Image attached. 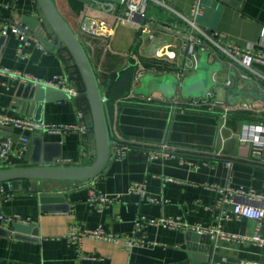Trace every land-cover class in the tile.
<instances>
[{"label": "crops", "instance_id": "0c3cea01", "mask_svg": "<svg viewBox=\"0 0 264 264\" xmlns=\"http://www.w3.org/2000/svg\"><path fill=\"white\" fill-rule=\"evenodd\" d=\"M162 1L171 9L149 6L154 35L150 38L147 34L141 36L138 26L128 22L115 26L105 37L81 32L82 24L92 19L113 23L114 17L124 11L116 0H53L84 45L101 87L107 90L115 145L129 149L119 160L110 155L103 173L92 180H29L27 189L2 195L0 264H264V246L251 240L260 224L246 218L226 219L223 215L231 214L234 206L221 202V191L226 186L264 195V163L260 160L264 154H257L255 146L241 142L240 137L245 125L264 120V102L248 104L250 111L241 109L243 104L237 105L238 110L223 128L217 114L171 111L166 105L145 102L135 94L139 85L138 62L152 66L156 50L164 45L179 52L188 26L175 12L189 17L198 0ZM198 24L209 33L217 32L220 44L250 47L256 54L264 55V0H232L225 8L211 7ZM13 26L31 30L50 42L57 41L37 0H0V145L8 138L13 141L0 169L32 162L90 165L95 159L94 146L90 133L81 128L88 127L91 119L79 102L80 93L72 97L44 86L46 91L35 100V87L39 85L28 87L29 81L22 79L26 76L51 80L64 76L77 89L69 73L68 52L64 47L56 50L47 46L27 33L28 41L23 42L11 31ZM217 61L228 65L229 73H220L216 79L233 83L236 73L241 76V84L243 68L230 67L220 56H210V63ZM253 68L264 77V64L255 62ZM251 81L259 85L260 95L264 96V84ZM214 96L226 102L224 90H218ZM5 118L22 119L36 126L28 144L21 143L23 129L2 125ZM54 124L76 126L77 130H46V126ZM163 145L173 153L152 158L153 153L162 152ZM137 183L145 185V200L133 191ZM92 190L107 197L119 196L120 202L99 211L87 201ZM148 198L160 203L148 202ZM14 216L22 220L14 222L29 226L22 229L25 236L36 233V240L9 235L14 222L7 223L5 219ZM220 216L224 219L219 222ZM143 217L179 219L182 226H148L144 235L156 245L132 250L92 239L78 246L67 239L72 225L85 230L102 226L121 237L132 236L136 221ZM218 225L227 233L247 238L215 243L210 234L191 229ZM258 231L264 237V220Z\"/></svg>", "mask_w": 264, "mask_h": 264}, {"label": "built area", "instance_id": "2783aa9c", "mask_svg": "<svg viewBox=\"0 0 264 264\" xmlns=\"http://www.w3.org/2000/svg\"><path fill=\"white\" fill-rule=\"evenodd\" d=\"M121 4L124 7L123 13L117 14L114 17L113 23L106 20L92 19L88 24H82L81 32L93 37H105L109 31L115 26L121 23H131L132 25L138 26L140 30V35H149L150 38H154L151 32V22L148 18V9L151 4L160 5L171 9L162 0H121ZM178 17L183 19L188 30L184 32V38L181 41L179 52L171 50V45H164L156 50L154 62L152 66H146L145 64L138 62V70L136 75V80L147 73L153 72L155 74H163L167 72L175 73L177 76L183 78L193 72L196 68V62L202 51H211L213 56H224L226 62L230 67H238L244 69L243 79L247 80H257L264 84V77L256 72L253 68L255 62L264 64V55L256 54L250 47H240L223 45L217 42L216 37L219 34L216 32L209 33L204 30L198 24V18L204 14V5L201 0H198L192 7L189 17H185L182 14L175 12ZM20 26H13L12 32L21 39L23 42L28 41L26 32ZM2 34L7 35V29L2 30ZM45 49L44 45L41 46ZM107 47V46H106ZM20 54L23 53L22 49L19 50ZM4 72H10L9 69H4ZM260 75V76H259ZM22 79L26 81L33 82L35 85H42L47 88L61 90L66 92L72 97H77L79 91L67 83L64 76H55L51 80H42L37 78H28L23 76ZM231 82H227V86H231ZM141 100L145 102H158L160 104L166 105L171 111L186 113L190 111L195 112H207L211 114L219 115L222 123V127L226 126L228 118L238 110L239 106L232 107L228 105L224 100L216 96H210L208 99H183L181 97H176L174 99L168 100L161 95H151L149 97H140ZM241 109L245 111L252 110V107L248 104H243ZM2 125H12L13 127H18L24 131H31L36 126L28 121L18 119V118H5L1 121ZM90 126V125H89ZM85 127L81 130L85 133H90V128ZM38 127V126H37ZM47 131L52 133H60L66 131L77 130L76 126H65V125H50L45 127ZM246 130L240 135L241 142L250 143L255 146V152L263 156L264 154V120H260L253 125H245ZM29 139L26 137L21 138V143L26 145ZM13 141L8 138L4 140L0 145V164L5 160L10 152ZM129 146H113L111 149V155L119 160L122 159ZM173 153L166 145L162 146L161 153H153L152 158H163L168 157ZM261 163H264V158H260ZM133 191L138 194L142 200L146 199V188L144 184L137 183L133 187ZM222 203H231L234 207L231 214H224L226 219H239L246 218L252 221H257L260 225L264 220V195L256 191H248L245 188L238 187L237 189L230 186L222 188ZM148 202L159 204L160 201L154 198H148ZM90 206L102 211L105 207L111 205L112 203L120 202V197H107L104 194L92 190L87 199ZM220 216L219 222L224 219ZM7 223H12L14 221H21L19 216H14L11 218H6ZM255 231V234L251 240L256 241L261 246H264V237L259 233V228ZM148 226L162 227L166 229H176L182 226L179 219L174 218H160V219H147L139 218L135 223V232L132 236L121 237L113 232L107 231L102 226L97 227L93 230H85L79 226H70L67 239L69 242L75 245H80L86 239L99 240L105 243H112L119 245L127 250H132L136 247H150L156 245L154 242L147 241L144 231ZM192 230L200 234H210L215 243L221 242V240H231L238 241L244 240L247 237L230 234L223 230L222 225L215 227H191Z\"/></svg>", "mask_w": 264, "mask_h": 264}, {"label": "water", "instance_id": "95a60500", "mask_svg": "<svg viewBox=\"0 0 264 264\" xmlns=\"http://www.w3.org/2000/svg\"><path fill=\"white\" fill-rule=\"evenodd\" d=\"M44 20L51 28L53 34L57 37L56 42H50L47 39L37 36L31 30H24L27 34L36 36L41 42L56 50L64 47L70 56L69 73H79L84 84V94L90 107L91 124L90 139L94 146L95 159L90 165L83 166H61L55 162L40 164L32 162L28 165L17 166L14 168L0 169V197L21 188L27 189L29 180H53L64 182H77L83 180H92L103 173L111 155L112 146L116 144L113 140V132L108 117L107 110V90L101 87L96 70L87 54L78 35L59 12L53 0H37ZM86 3L96 0H82ZM121 2V0H116ZM204 5V13L211 7L218 6L225 8L226 3L232 0H201ZM206 6V7H205ZM204 15V14H203ZM200 16L198 20L203 17ZM197 20V21H198ZM36 23L37 20H35ZM23 28V27H22ZM24 29V28H23ZM33 29V27H31ZM3 39V38H2ZM1 39V40H2ZM211 51H202L196 62V68L189 75L181 78L175 73L167 72L155 74L147 72L138 80V86L135 89L137 96L149 97L151 95H161L171 100L176 97L183 99H208L218 90L226 92V103L232 107L239 104H254L257 101L264 102V96L260 95L259 85L256 82L243 79L239 84L240 75L234 74L233 83L227 86L225 83L216 79L220 73H229V66L217 61L209 62ZM215 57V56H214ZM224 62L226 58L220 56ZM245 72L243 71L242 74ZM25 85V83H23ZM241 85V86H240ZM34 87V83L29 81L28 87ZM51 90V89H47ZM46 91L45 87L39 85L35 87V100ZM63 93V92H62ZM65 94V93H64ZM32 131H24L22 137L29 139ZM29 143V142H28ZM26 143V144H28ZM29 227L22 223L14 222L12 231L9 235L20 239L36 240L37 234L32 237L25 236L22 229Z\"/></svg>", "mask_w": 264, "mask_h": 264}, {"label": "trees", "instance_id": "16d2710c", "mask_svg": "<svg viewBox=\"0 0 264 264\" xmlns=\"http://www.w3.org/2000/svg\"><path fill=\"white\" fill-rule=\"evenodd\" d=\"M70 68V66H69ZM70 77H71V81L72 83L74 84V86L77 87L80 95H79V102L81 104V106L84 108L85 112L90 116V107H89V103H88V100L83 92L84 90V84L82 82V79L79 75L78 72H76L75 74H70ZM90 119H91V116H90ZM91 133V131H90Z\"/></svg>", "mask_w": 264, "mask_h": 264}]
</instances>
